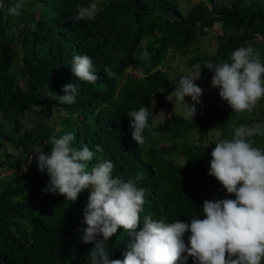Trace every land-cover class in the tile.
<instances>
[{"label":"trees","instance_id":"16d2710c","mask_svg":"<svg viewBox=\"0 0 264 264\" xmlns=\"http://www.w3.org/2000/svg\"><path fill=\"white\" fill-rule=\"evenodd\" d=\"M244 1L233 0L230 7L212 11L198 3L183 16L176 0H112L94 19L73 22L69 17L78 6L88 5L85 0H35L44 6L33 16L37 27L20 35L9 31L7 12L0 10V115L21 132L28 120L27 111L63 110L78 125L74 146L87 145L94 152L91 163L110 160L114 177L124 182L135 180L136 186L145 190L141 221L146 215L155 220L166 218L169 223L177 219L190 223L194 216L202 219L205 200L235 199L233 194L215 198L208 192L210 183L217 180L208 174L212 149L201 142L216 126L223 135L236 116L219 97V89L210 86L213 73L207 64L227 62L237 48H256V37L264 39V4ZM12 3L5 0V8ZM214 25L226 33L218 38L216 53L196 54L188 61L189 67L199 66L196 83L206 89L209 109L193 120L173 114L155 127L157 132H168L173 141L195 130L198 143L148 151L137 146L131 139L128 112L142 106L149 110L146 138L154 127L155 97L164 102L184 76L170 78L165 72L169 52L185 54L197 42L200 26ZM78 54L92 57L97 83L81 82L72 74L71 62ZM18 59L30 81L25 93L20 91L19 78L12 69ZM106 65L114 66V76L105 75ZM133 71L140 75L134 76ZM66 84L79 86L76 102L71 105L57 98ZM63 134L54 127H33L18 137L0 132V141L18 151L39 146L48 153L50 137ZM97 145L101 152H96ZM164 153H179L183 164L163 159ZM6 165L1 162L0 168ZM47 176L39 171L31 174L29 187L17 173L0 178V264H91L93 244L82 243L78 231L86 227L83 209L89 192L84 190L75 202H67L62 195L43 191ZM17 219L25 220L29 229H23ZM188 235L184 236L186 245ZM130 240L118 229L106 242L110 258L123 259ZM187 264H193L192 258Z\"/></svg>","mask_w":264,"mask_h":264},{"label":"clouds","instance_id":"9594fccd","mask_svg":"<svg viewBox=\"0 0 264 264\" xmlns=\"http://www.w3.org/2000/svg\"><path fill=\"white\" fill-rule=\"evenodd\" d=\"M25 8L24 0H14L5 8L0 0V10L8 15L20 16ZM99 11L96 3L78 6L69 19L73 22L94 19ZM147 55V53H145ZM213 75L210 86L219 89V97L226 101L233 112H251L264 97V60L260 52L251 47L234 50L230 60L206 66ZM93 59L78 54L71 62V72L81 82L97 83ZM106 76L115 75L114 66L103 68ZM199 73L181 76L174 90L175 100L183 105L186 119L193 120L196 105L200 104L203 89L194 81ZM79 86L66 84L57 95L60 103L76 102ZM189 97L194 103L185 102ZM149 110L128 112L131 139L137 146L145 141ZM264 136V125L235 128L232 139L216 142L211 151L208 174L214 177L226 193L235 199L205 200L202 219L167 222L141 213L145 203V190L137 187L135 180L122 181L113 176L114 164L110 160L91 163L94 152L87 145L74 146L76 137L65 133L59 138L53 135L51 150L35 152L38 171L47 173L48 184L44 192L62 195L67 202H75L79 194L88 190L83 209V223L78 229L81 242L93 244L89 251L91 264H262L264 261V149L254 147L250 138ZM102 149L97 145L96 152ZM141 179V177H137ZM140 226L139 231L136 229ZM123 229L131 240L123 259H111L106 242ZM188 233V243L184 236ZM102 236V239L97 237Z\"/></svg>","mask_w":264,"mask_h":264},{"label":"rangeland","instance_id":"374dc122","mask_svg":"<svg viewBox=\"0 0 264 264\" xmlns=\"http://www.w3.org/2000/svg\"><path fill=\"white\" fill-rule=\"evenodd\" d=\"M88 2V5L91 3H96L98 8H102L104 5L109 3L112 0H85ZM178 7L183 16H186L187 13L198 3H202L207 10L212 11L213 8H222L230 7L233 0H176ZM14 2V0H13ZM256 2L260 5L264 4V0H245L244 4H250ZM25 8L22 10L20 16H11L6 14L9 23L7 27L13 35L23 34L26 30H33L37 27L36 19L33 18L34 14H39L44 10V6L40 3H36L35 0H24ZM11 4L6 6L9 7ZM198 40L197 42L188 50L185 54L180 52L170 51L167 57V61L164 65V70L170 78H176L180 75H190L191 73H199V66L189 67V59L196 54L201 55H214L217 51V40L223 34H226L219 28L218 25L212 27H202L200 26L198 30ZM257 49L260 52V57L264 60V39L261 37H256ZM18 51V58L21 56V53ZM13 72L17 75L18 86L21 92H28L30 88V81L27 74L24 72L21 61L18 59L16 64L13 66ZM134 76H139V72L133 71ZM199 87L200 84L196 83ZM204 91L200 97V104L196 105V115L207 111L209 109L207 92L206 89L201 87ZM185 102L194 103L190 100L189 97H185ZM155 111H154V121L153 128L150 130L148 136L145 138V143L143 147L146 151L149 149H158L162 146H169L174 144H182L184 142L197 144L198 135L195 130H192L185 136L184 139L180 140H171L170 135L166 131L157 132L155 127L161 126L165 119L170 115L176 114L184 116V107L175 100L174 94L167 97L164 102H161L160 98L155 97L154 99ZM28 120L25 124L23 131L28 130L33 127H37L40 130L46 129L47 127H54L56 131L62 133H74L78 127L77 123L74 120H70L63 110L53 109L50 112L40 110L39 108H33L27 111ZM240 125H247L250 127H256L259 125H264V97L260 99L255 108L251 111H245L237 114L235 118L229 123L228 128L225 130V133L222 135L220 133L219 126L211 128L208 132L207 139L202 141L201 144L205 145L209 149L215 147V143L222 139H232L234 130ZM17 132L14 129L12 122L5 121L0 115V132L3 134H10L14 137L21 136L23 133ZM251 140H254V147H259L264 149V136H255ZM41 149L39 146H35L30 151H18L11 147L5 141H0V163L5 162L8 164L5 167L0 168V178L3 176H11L13 173H17L22 180L26 182L28 187L30 186L29 178L31 174L37 173V163L35 159V152ZM163 159L170 160L177 165L183 164V157L179 153L162 155ZM49 177H46V182L48 184ZM214 181V180H213ZM212 181V182H213ZM208 189L212 197L219 198L221 195L226 194V190L222 188L219 182L215 181ZM234 195V194H233ZM17 224L21 225L23 229H29V225L25 220L17 219L15 221ZM264 264V261H262Z\"/></svg>","mask_w":264,"mask_h":264}]
</instances>
